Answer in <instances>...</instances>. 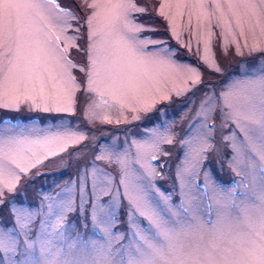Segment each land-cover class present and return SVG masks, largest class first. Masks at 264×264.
I'll use <instances>...</instances> for the list:
<instances>
[{
	"label": "snow or ice",
	"instance_id": "6c2138e0",
	"mask_svg": "<svg viewBox=\"0 0 264 264\" xmlns=\"http://www.w3.org/2000/svg\"><path fill=\"white\" fill-rule=\"evenodd\" d=\"M0 264H264V0H0Z\"/></svg>",
	"mask_w": 264,
	"mask_h": 264
},
{
	"label": "rangeland",
	"instance_id": "374dc122",
	"mask_svg": "<svg viewBox=\"0 0 264 264\" xmlns=\"http://www.w3.org/2000/svg\"><path fill=\"white\" fill-rule=\"evenodd\" d=\"M181 59L190 60L191 63L193 64L198 63L195 57H189L186 53L185 55L181 57ZM240 59L241 58L239 57H234L230 55L227 59H222L221 63L229 71V73H231L233 70H235L236 64ZM245 59H247V57H245ZM205 82L216 84L218 87L220 86L219 81L217 80L210 81L207 75L205 76ZM173 99L175 100V97H173ZM181 108H182V105L180 102H176L173 105L169 106L168 116L172 117L175 114L177 118V122H178ZM78 118L80 117L79 116L73 117V119H78ZM154 119L155 117L153 118V121L144 120V121L137 122L135 124L120 125L118 127L114 125H99L100 127L106 129V131L99 134V137L102 139H108L109 136L113 133L119 134L118 143L122 145L124 143L126 136L128 137L129 142L131 141L132 134H136L137 138H141V134L146 131L143 125L147 124L148 126H154ZM159 119L162 123L165 122V117L160 116ZM125 128L129 129L128 133H124ZM120 133H123V134H120ZM217 139L219 140V137H217ZM165 147H168V146H165ZM168 150L171 152V156L167 158H162L161 160V162L165 165V167L163 168V174L165 176V179L155 181V183L159 186V188L164 192H169L172 190V184H173L172 176L175 171L176 164L178 162V157L180 155L178 148L168 147ZM228 151H229L228 148L221 145L220 160H218L215 156H213L209 159L208 164H207V167H209L211 171L215 174V179L217 180V182H222L225 186H230L229 180H230V175H231L227 167V160H223V156L227 154ZM221 160L223 161V167H221ZM46 171L48 173L47 176L36 182L37 187H39L40 185L52 184L53 181L60 179L62 175H65V176L67 175L66 173L62 174V172L56 167H49ZM174 200H176L177 203L179 202L175 196H174Z\"/></svg>",
	"mask_w": 264,
	"mask_h": 264
}]
</instances>
